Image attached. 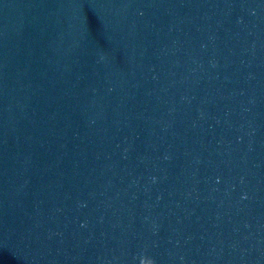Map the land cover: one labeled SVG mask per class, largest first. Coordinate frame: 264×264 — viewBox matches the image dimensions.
Wrapping results in <instances>:
<instances>
[{"label":"water","instance_id":"obj_1","mask_svg":"<svg viewBox=\"0 0 264 264\" xmlns=\"http://www.w3.org/2000/svg\"><path fill=\"white\" fill-rule=\"evenodd\" d=\"M0 264H264V0H0Z\"/></svg>","mask_w":264,"mask_h":264}]
</instances>
